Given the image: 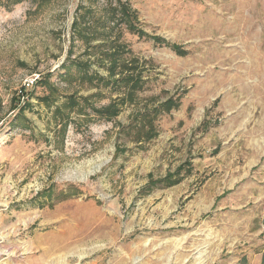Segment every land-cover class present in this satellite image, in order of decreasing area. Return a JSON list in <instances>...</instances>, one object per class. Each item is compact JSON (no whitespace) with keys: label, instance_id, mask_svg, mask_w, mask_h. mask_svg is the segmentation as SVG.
<instances>
[{"label":"rangeland","instance_id":"1","mask_svg":"<svg viewBox=\"0 0 264 264\" xmlns=\"http://www.w3.org/2000/svg\"><path fill=\"white\" fill-rule=\"evenodd\" d=\"M121 1L128 99L64 63L108 74L83 31L110 0H0V264H264V0Z\"/></svg>","mask_w":264,"mask_h":264},{"label":"trees","instance_id":"2","mask_svg":"<svg viewBox=\"0 0 264 264\" xmlns=\"http://www.w3.org/2000/svg\"><path fill=\"white\" fill-rule=\"evenodd\" d=\"M79 8L80 9H77L76 12L77 15H79L82 10H85V13L88 15L92 13L90 17H93L95 15L93 10L88 9V7L83 6V4L80 5ZM90 17L88 16V18ZM136 19V13L131 10L129 4L122 2L121 0H116L115 3L113 0H110V2H107L105 4L104 14L101 15V18L97 20L90 18L91 22H88L89 27L83 31L87 43H90V41H93V39L101 38L104 45L100 44L97 46V48L104 47L106 45L110 46L107 49H101V57L99 56V59L103 63V65L107 66L106 69L108 70V74L106 76L100 74L98 71L89 72V69L91 70V65L87 61L71 59L66 60L64 63L70 62V65L72 64L74 66H77L80 71L81 78L88 77L90 81L97 83L98 86H105L115 90H122L123 88H125L126 99H128L129 97H133L138 89H142V85L144 82L142 76L138 75L139 72L136 71L137 75L133 72L135 68V70H138L136 67L137 65L135 66V64L132 62L133 59L129 60L128 57H125L128 52V48L125 47V44H123V42L120 41L119 43L117 41V38L119 39V37H116V35L118 36L122 33V25L125 24L130 31L137 33L138 35H140V37L145 36L146 33L142 29L137 27ZM76 21L77 20H75L74 22V27L79 24ZM90 26H92L93 28H90ZM79 33H81V31H79ZM111 37H113L114 40H112L110 44L109 40ZM153 39L156 42L172 47L179 54L184 53V50L181 49V47L178 45L164 41V39L160 37H153ZM70 55L72 54L69 53L67 59ZM68 67L69 65H64L66 75L68 74ZM25 90L26 87H24L21 92L24 93L26 92ZM72 99L74 101H72ZM77 99L79 98L76 95H71V98H68L69 104H72L74 110L75 108H77V110L79 111L77 112V114L82 115L84 114V107L87 106V100L86 98H80L83 103H79L77 102ZM124 99L125 98L114 100L102 109H93L95 111V115L99 118L112 121L120 114L122 104H124ZM175 104V101L170 99L165 102L164 106L167 110H171L172 107L175 106ZM166 181L169 184H174L178 182L179 179L173 176L166 177L165 179H160L159 181H151L148 187H152Z\"/></svg>","mask_w":264,"mask_h":264},{"label":"bare ground","instance_id":"3","mask_svg":"<svg viewBox=\"0 0 264 264\" xmlns=\"http://www.w3.org/2000/svg\"><path fill=\"white\" fill-rule=\"evenodd\" d=\"M101 228V227H100ZM98 230V229H97ZM58 231V230H57ZM63 232V231H62ZM89 235L82 232L79 233H70V232H63L58 233L52 240H50V246L56 247L58 249L66 250L70 248L73 244H77L86 239ZM41 239V238H40Z\"/></svg>","mask_w":264,"mask_h":264},{"label":"built area","instance_id":"4","mask_svg":"<svg viewBox=\"0 0 264 264\" xmlns=\"http://www.w3.org/2000/svg\"><path fill=\"white\" fill-rule=\"evenodd\" d=\"M34 81L33 80H31V81H29L28 83H27V85H30L31 83H33Z\"/></svg>","mask_w":264,"mask_h":264}]
</instances>
